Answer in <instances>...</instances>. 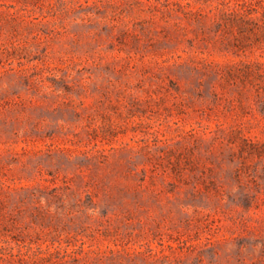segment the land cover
<instances>
[{
    "label": "rangeland",
    "instance_id": "374dc122",
    "mask_svg": "<svg viewBox=\"0 0 264 264\" xmlns=\"http://www.w3.org/2000/svg\"><path fill=\"white\" fill-rule=\"evenodd\" d=\"M0 224L16 264H264V0H0Z\"/></svg>",
    "mask_w": 264,
    "mask_h": 264
},
{
    "label": "trees",
    "instance_id": "16d2710c",
    "mask_svg": "<svg viewBox=\"0 0 264 264\" xmlns=\"http://www.w3.org/2000/svg\"><path fill=\"white\" fill-rule=\"evenodd\" d=\"M0 227H1V224H0ZM7 241L8 245H3V246H0V260L1 261H9V263L11 264H16V262H27L26 258L24 257H20L19 260H16L15 259V256H17L18 254H14L12 252V246H10V241L9 240H5V242ZM8 247H9V250L10 252H7L8 250ZM50 258V256H49ZM47 260V257L45 258Z\"/></svg>",
    "mask_w": 264,
    "mask_h": 264
}]
</instances>
